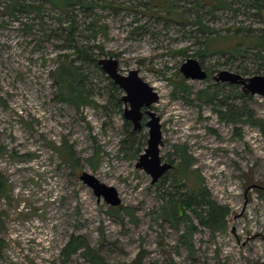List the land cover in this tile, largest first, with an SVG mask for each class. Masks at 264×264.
<instances>
[{"label": "rangeland", "instance_id": "374dc122", "mask_svg": "<svg viewBox=\"0 0 264 264\" xmlns=\"http://www.w3.org/2000/svg\"><path fill=\"white\" fill-rule=\"evenodd\" d=\"M56 1L17 0L14 10V0H0V175L10 189L0 198V264H89L81 252L62 257L71 236L107 264H264V135L214 111L264 119V97L214 79L264 76V0L259 9L255 0H82L67 10ZM64 55L78 67L86 105L59 97L53 73ZM108 58L159 95L150 110L160 118V157L173 169L155 184L136 166L150 117L138 131L125 119V92L99 65ZM189 58L206 80L184 78ZM203 90L211 103L197 98ZM177 147L194 165L175 188ZM83 172L116 188L121 205L99 200ZM200 182L228 208V229L213 233L186 210L196 229L183 237L187 224L174 228L160 210Z\"/></svg>", "mask_w": 264, "mask_h": 264}, {"label": "trees", "instance_id": "16d2710c", "mask_svg": "<svg viewBox=\"0 0 264 264\" xmlns=\"http://www.w3.org/2000/svg\"><path fill=\"white\" fill-rule=\"evenodd\" d=\"M73 4L82 5L83 2L82 0L56 1V5L63 10H67V8ZM11 6V8L17 10V0H14V3ZM215 6L218 7L219 5ZM252 6L257 7L258 9L261 8L258 3V0H255ZM261 40V45L264 48V38L262 37ZM72 41L73 40L70 39V42ZM73 48L76 49V47ZM77 51L78 55L85 58L86 60L97 62V60L89 56L86 51L79 48H77ZM203 51L207 52V49H204ZM53 76L54 82L59 89L60 99L65 102H69L76 107L86 105L89 102L87 99L88 97L79 87L81 77L78 73V67L75 66L74 59L70 60L67 55H64V61L56 68L53 73ZM111 85L114 89L117 88L113 82H111ZM186 88L185 86H183L180 90L182 92L189 91L188 88ZM196 94L197 98L205 103H211L214 98L213 94L209 93L207 90L200 91ZM247 97H250V95H247ZM112 98H114V95H112ZM214 111L218 113V115L220 116V120L226 122L240 121L251 127L258 128L264 135V119L249 115V117L247 116L245 117V119L242 120L240 117L231 116V114L228 112L222 113L221 111H217L216 109H214ZM237 130L238 129H236V131ZM176 149L180 156V159L174 167L175 175L172 179V186H174L175 188L179 187L181 178L191 180V167L194 165V162L191 161V157L187 154L186 149L178 147ZM9 194L10 189L8 183L0 175V198L8 197ZM186 210H192L198 217L200 225L202 227L209 228L213 233L225 232L228 229L226 221V218L229 215L228 208L213 200L210 192L207 190V188L203 185L202 182H200L197 188H191L188 191L184 192V194L180 197L175 198L174 200L167 201L160 210V215L162 216V218L169 221L174 226V228H178V225L181 222L187 224V233H185L183 237H188V235H190L191 237V234L196 228L194 225L188 224L190 219L189 216L186 214ZM183 242L188 247H191L189 239H187V241L183 240ZM79 252H81V256H83V258H85L89 262V264H107L106 261L102 258V256L97 251H94V249L89 246V244L85 241L82 236H71L70 240L67 242V244L62 250V257L66 261H69L75 254Z\"/></svg>", "mask_w": 264, "mask_h": 264}, {"label": "water", "instance_id": "95a60500", "mask_svg": "<svg viewBox=\"0 0 264 264\" xmlns=\"http://www.w3.org/2000/svg\"><path fill=\"white\" fill-rule=\"evenodd\" d=\"M104 72L112 79L113 83L121 88L125 95L122 101L125 104L124 117L131 121L134 130H141L143 117L146 113L150 119L146 122L149 129L148 147L140 155L137 168L144 170L152 178V183H157L168 171L173 169L171 163L162 162L160 157V146L163 144L160 118L151 111L152 105L159 101V95L140 76L139 71L133 70L128 75L119 71V62L114 58L99 60ZM181 73L186 80L204 81L208 73L199 60L189 58L182 66ZM216 82L241 85L243 92L247 95H259L264 97V76L256 75L245 78L239 74L229 71H220L215 77ZM146 108L145 112L143 109ZM80 180L93 190L94 195L103 199L111 207H119L122 203L116 188L100 182L95 176L83 172Z\"/></svg>", "mask_w": 264, "mask_h": 264}, {"label": "flooded vegetation", "instance_id": "af4514ba", "mask_svg": "<svg viewBox=\"0 0 264 264\" xmlns=\"http://www.w3.org/2000/svg\"><path fill=\"white\" fill-rule=\"evenodd\" d=\"M208 73V72H207ZM208 75H209V73H208Z\"/></svg>", "mask_w": 264, "mask_h": 264}]
</instances>
